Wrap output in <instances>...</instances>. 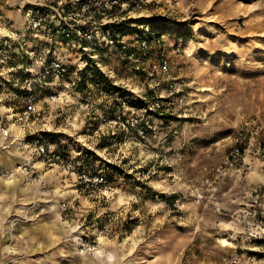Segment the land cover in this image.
Wrapping results in <instances>:
<instances>
[{"label":"rangeland","instance_id":"obj_1","mask_svg":"<svg viewBox=\"0 0 264 264\" xmlns=\"http://www.w3.org/2000/svg\"><path fill=\"white\" fill-rule=\"evenodd\" d=\"M56 2L25 0L21 14L49 12L57 24ZM125 16L129 55L46 39L14 55L13 65L24 62L38 45L71 74L55 82L59 101L44 91L38 113L28 125L20 120L17 166L28 155L33 179L22 177L25 192L0 197V264H264V184L252 178L264 170V0H154ZM162 57L168 72L155 68ZM93 67L117 94L92 83ZM0 97L18 119L22 91L7 83ZM39 141L76 170L40 156ZM237 147L241 170L218 178ZM10 164L0 159V169ZM12 171H0L6 186L21 178L1 177Z\"/></svg>","mask_w":264,"mask_h":264},{"label":"built area","instance_id":"obj_2","mask_svg":"<svg viewBox=\"0 0 264 264\" xmlns=\"http://www.w3.org/2000/svg\"><path fill=\"white\" fill-rule=\"evenodd\" d=\"M153 2L154 0H59V2L57 0L54 3L58 8L60 18L57 24L50 20L49 12L43 13L31 10L29 11L28 26L25 31H16L9 26L5 27L6 36L0 35V88H5L7 83H13L22 91L24 111L18 117V120L28 125L27 123L39 111V97L44 91L50 90L49 100L51 102L59 101V94L55 92V82L65 79L71 74L69 66L63 60L53 57L50 49L44 55H39L38 45L25 51V55L22 56L24 62L13 65V58L19 59V56L14 55H17V52L23 49L26 43L30 42V39H33V41L46 39L51 42L63 39L86 52H94L95 49L84 45V43H90V45L100 44V46L115 48L126 53L125 55H129V51H131L130 44L126 37L115 35L110 28L106 27L118 22V17H121L120 21L127 20L125 15L138 10H145ZM142 40L138 48L146 51L150 48L149 40ZM90 57L96 58L97 55ZM26 61H30L32 64H26ZM155 68L160 72H168V62L162 57L160 65L155 66ZM19 70H23L24 75L17 80L13 78L12 81L13 73H17ZM78 71L81 74L84 71L83 67H79ZM5 74L10 78H4ZM70 86L76 88L77 84L76 82H69L66 88ZM156 106L160 108L158 103H156ZM5 118L0 113V131L3 137L11 138L9 129L5 127ZM21 141L23 147H26L25 139ZM36 143L39 145L35 147V151L51 164L59 165L66 171L76 170L75 164L62 153L50 149L46 143L41 141ZM242 151L240 147L235 148L231 155L223 161L222 165L215 169V175L222 178L231 169L241 170ZM247 169H250V167ZM30 171L31 166L28 155L25 154V161L17 166L15 171L4 173L1 177L12 180L21 176L27 181H32L33 176L30 175ZM255 192L258 193L259 191L256 190Z\"/></svg>","mask_w":264,"mask_h":264},{"label":"crops","instance_id":"obj_3","mask_svg":"<svg viewBox=\"0 0 264 264\" xmlns=\"http://www.w3.org/2000/svg\"><path fill=\"white\" fill-rule=\"evenodd\" d=\"M25 0H0V35L3 36V32L6 31L5 27H11L16 28L17 30L25 31L28 26V13L23 16L21 14L22 9L25 8ZM30 11V10H29ZM8 91L10 94H13L9 89ZM14 96L17 97L16 94H13V101ZM1 97H0V112L4 113L6 120L5 127L9 129L11 133V138L7 139L3 137L0 131V145L3 146V151H1L0 159H11V164L9 165V168H3L0 169V171H12L16 168L17 164L21 161V153L19 149L20 145V139L26 136V130L25 127L18 119V113H14V110L16 107L13 106H1ZM6 111H5V110ZM11 112V113H10ZM28 134V133H27ZM29 135V134H28ZM11 149V151H9ZM4 150H7L5 152ZM246 159V158H244ZM264 163V162H263ZM45 169V168H43ZM53 171L50 170L49 172ZM242 174H245V180H249V176H251L248 172H243ZM253 180L257 185L264 184V170L262 172H257L254 175H252ZM6 181H0V197L5 196V194L8 192V195H10L12 192L21 194L26 191L25 187H17L21 186L23 183H25V180L21 177L18 180L13 181V183L10 186H6ZM16 186V187H13ZM256 187V185H249L247 187ZM259 196V195H258ZM88 260V259H87Z\"/></svg>","mask_w":264,"mask_h":264},{"label":"trees","instance_id":"obj_4","mask_svg":"<svg viewBox=\"0 0 264 264\" xmlns=\"http://www.w3.org/2000/svg\"><path fill=\"white\" fill-rule=\"evenodd\" d=\"M145 22H147V26H152V22L153 20L151 18L145 20ZM106 28H110L111 31H113V33L115 35H120V36H125L126 33L132 29H130V24H129V21L128 20H123V21H119V22H115L111 25H108ZM135 30V29H134ZM131 32V31H130ZM153 36L150 35V39H152ZM63 40V39H61ZM86 44V43H84ZM117 50V49H115ZM21 62L19 61L18 63H16V65L20 64ZM95 67H93L91 69V71H95L93 77H92V83L95 85V86H103V90L105 93L107 94H117L118 93V89L117 87L113 84V81H111L110 79H108L105 75H103L101 72H99L98 70H93ZM87 69L85 71H83L81 73L82 75V78H84L85 76V73H86ZM24 75V71H18L17 73H13V76H14V80H17L19 78H21V76ZM80 160L82 161V166H83V160H85L86 162V159H84V157H79Z\"/></svg>","mask_w":264,"mask_h":264},{"label":"bare ground","instance_id":"obj_5","mask_svg":"<svg viewBox=\"0 0 264 264\" xmlns=\"http://www.w3.org/2000/svg\"><path fill=\"white\" fill-rule=\"evenodd\" d=\"M16 169H14L13 171H15Z\"/></svg>","mask_w":264,"mask_h":264}]
</instances>
